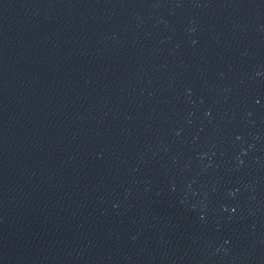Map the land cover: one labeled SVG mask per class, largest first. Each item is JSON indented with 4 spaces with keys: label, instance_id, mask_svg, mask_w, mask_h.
<instances>
[{
    "label": "water",
    "instance_id": "95a60500",
    "mask_svg": "<svg viewBox=\"0 0 264 264\" xmlns=\"http://www.w3.org/2000/svg\"><path fill=\"white\" fill-rule=\"evenodd\" d=\"M0 264H264V0H0Z\"/></svg>",
    "mask_w": 264,
    "mask_h": 264
}]
</instances>
